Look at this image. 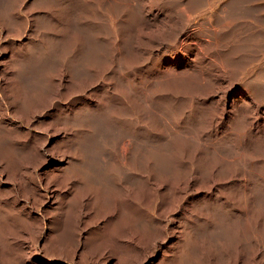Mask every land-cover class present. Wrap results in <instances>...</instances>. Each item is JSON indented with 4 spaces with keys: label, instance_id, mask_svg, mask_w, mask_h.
<instances>
[{
    "label": "bare ground",
    "instance_id": "obj_1",
    "mask_svg": "<svg viewBox=\"0 0 264 264\" xmlns=\"http://www.w3.org/2000/svg\"><path fill=\"white\" fill-rule=\"evenodd\" d=\"M33 1L0 0V264H264V0Z\"/></svg>",
    "mask_w": 264,
    "mask_h": 264
},
{
    "label": "rangeland",
    "instance_id": "obj_2",
    "mask_svg": "<svg viewBox=\"0 0 264 264\" xmlns=\"http://www.w3.org/2000/svg\"><path fill=\"white\" fill-rule=\"evenodd\" d=\"M21 1V0H20ZM38 3H42L40 0H35V2H31L26 9L23 11L25 14L27 13H31V12H36L37 9H40L41 7H39ZM42 5V4H41ZM27 11V12H26ZM43 17H42V16ZM24 16V15H23ZM23 16H19L16 20V18L14 17H10L9 13H7V11H5L3 8L0 12V22L6 27L8 28L9 31V37L7 40V44H9V46L7 45L6 47H9L10 49H14L17 46V43L14 41L15 37H18L21 33H22V28L24 27V22L20 19V18H24ZM46 13L39 12L37 14L36 19L37 20H45L46 19ZM13 18V19H12ZM47 20V19H46ZM21 21V22H20ZM11 35V36H10ZM9 42V43H8ZM1 50V48H0ZM82 138V137H80ZM250 256V255H249ZM252 259H250V257L246 260L245 264H252Z\"/></svg>",
    "mask_w": 264,
    "mask_h": 264
}]
</instances>
